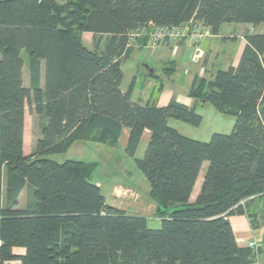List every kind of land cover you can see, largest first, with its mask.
Wrapping results in <instances>:
<instances>
[{
	"label": "trees",
	"instance_id": "16d2710c",
	"mask_svg": "<svg viewBox=\"0 0 264 264\" xmlns=\"http://www.w3.org/2000/svg\"><path fill=\"white\" fill-rule=\"evenodd\" d=\"M190 20L212 35L225 24L257 26L264 23V0H0V264L256 262L264 246L257 252L240 247L229 217L247 215L258 229L257 203H264V35L246 36L236 68L196 78L190 87L196 104L236 118L229 135L214 134L209 142L188 138L169 121L200 126L195 107L175 99L163 107L139 105L131 98L135 78L121 89L133 34L147 30L139 39L145 45L153 26ZM86 33L93 35L91 48ZM27 109L42 120L30 155L24 153ZM124 129L130 132L126 152L157 204L159 229L106 203L92 181L96 163L48 158L77 142L117 147ZM145 130L151 137L138 159ZM27 183L32 200L19 209Z\"/></svg>",
	"mask_w": 264,
	"mask_h": 264
},
{
	"label": "crops",
	"instance_id": "0c3cea01",
	"mask_svg": "<svg viewBox=\"0 0 264 264\" xmlns=\"http://www.w3.org/2000/svg\"><path fill=\"white\" fill-rule=\"evenodd\" d=\"M148 29L150 30V28ZM146 32L147 30L143 29L141 31H138L137 33H134L133 34L134 37L132 40V45L135 48L132 56L135 55L137 51L146 49L149 51V59L151 60L153 64V65H149V64L145 65L143 70L138 69L132 78V81L135 78L134 89H133V93L131 97L132 101L142 106L148 105V104H156L159 107H163V106H166L172 99L177 100L175 93L167 90L166 87H169L170 84H172V86L176 84L175 77L177 75V72L179 71L181 66L183 68L187 65L186 63L187 60H190L191 62H193V65L191 64L192 65L191 67L193 68L186 69L185 70L186 75L184 74L183 77L187 79V82L189 83V86L191 87V85L193 84L196 78H206V79L212 78V76L216 73L214 71L216 67L225 68V69H220V70H227L230 67L236 68L239 64L242 53L247 45L246 39L244 37H240L242 41V45L237 55L232 57L231 53H226L225 51L223 52L219 51V49L221 48L220 47L221 44L213 40L219 37V34H218V35H212L210 38L204 41L199 46V48H192L191 46L180 43L177 46L162 44L158 46L156 49H151L148 46L149 40L147 43H145V45H142L141 43L142 40L139 41V39L146 37ZM83 38L87 40V42H90L92 46L93 35L91 33L84 34ZM233 38L236 39V37H232V36L229 39H233ZM218 45H219V48H218ZM198 51L202 52V56L197 59L195 56L198 53ZM218 57H220V62L216 64V60ZM159 68H162V71H161L162 74H160V76H157L156 71ZM150 69L153 70L154 77H152L153 74L150 73L149 71ZM23 82H24L25 87L30 86V72H29V67H28V59L26 61L24 60ZM157 82H160V87H159L160 92L157 97H154L153 91L157 89L158 87ZM44 85H45V71L43 68L42 78H41L42 88H44ZM128 87L124 89L123 82H122L121 89L123 92H126ZM177 101L189 107L196 108L197 106L195 101L192 98H190L189 95H188V100L186 101L177 100ZM33 113H34L33 118L37 119V121H41L39 122L40 123L39 129H38V133L35 139L36 140L35 142H37L38 140L37 138L40 136V133H41L42 120L38 117V115L34 111L32 112V114ZM29 128H30V125L28 122V109H27L26 115H25V131H24V153L25 155L31 154V153L30 154L26 153L27 135H28ZM129 137H130L129 130L124 129L121 133V137L118 142L117 148L119 147L125 153H127L126 149L129 143ZM150 137H151V132L149 130H145L141 137V141L137 149L136 155L138 154L141 146H144V144L148 145L150 141ZM80 143H92V142H80ZM94 144H100V143H94ZM100 145H105V144H100ZM105 146H108V145H105ZM97 168H98V164H97L95 171L97 170ZM206 168H207V164L205 163L202 167L201 173L199 175V178L196 182L193 193L191 195V198H190L191 203H194L196 201L197 196L200 193L203 180H204V175H205L204 172ZM92 181H93V177H92ZM94 184H96L101 189V192L108 205L114 208H117L127 213L128 215L146 218L148 221V226H149V221L151 220L154 221L155 226H161V221L156 216L157 204L150 197H149L150 200L144 199L139 193H137V191H135V189L131 187H122L120 185L109 186L110 187L108 189L109 197H107V195L104 193L105 187L103 183L101 181H97ZM23 193H24V190L21 192L19 196V200H18L19 209L25 208L29 201V197H28L27 199L28 201H25L22 203ZM229 220L232 225L233 232L235 234L237 243L240 247H246L247 243L253 239L259 240L258 241L259 245L261 247L263 246L261 243L263 233L260 231L259 228L258 229L253 228L247 215L235 214L229 217ZM15 253L23 254L24 250L15 249ZM12 263L20 264L19 261H15ZM254 264H264V253L263 252L259 255V257L257 258Z\"/></svg>",
	"mask_w": 264,
	"mask_h": 264
},
{
	"label": "rangeland",
	"instance_id": "374dc122",
	"mask_svg": "<svg viewBox=\"0 0 264 264\" xmlns=\"http://www.w3.org/2000/svg\"><path fill=\"white\" fill-rule=\"evenodd\" d=\"M249 35H264V23L257 26H253L250 24H225L220 29L219 37L213 40L221 44V48L219 49V51L231 53V56L234 57L237 55L242 45L240 37L246 38V36ZM231 36L236 37V39H229ZM84 43L87 47H91L90 42H87V40L85 39ZM22 58L25 61L28 59V55L25 51L22 53ZM219 62L220 57L217 58L216 64ZM186 63L187 65L183 68L181 66V68L177 72V75L175 77L176 84L173 86L172 84H170L169 87H166L167 90L175 93L177 100L182 101L188 100L187 94L190 88L187 79H185V77L183 76L186 73V69L193 68L191 67L193 65V62L187 60ZM148 64L153 65L151 60L149 59V51L146 49L137 51L135 55H133L123 66V88L126 89L129 86V84L132 82L133 75L138 69L143 70L145 65ZM220 69L225 68L216 67L214 71L217 72ZM161 71L162 68L157 69L156 75L160 76V74H162ZM157 85V89L153 91L154 97H157L160 92V82H157ZM32 112L33 110L28 109V122L30 128L27 135V154H32L36 149L35 139L39 129V122H41L33 118L34 113L32 114ZM196 112L202 117V123L200 126H193L177 120H170L169 124L171 127L179 131L182 135L201 142H209L214 134L229 135L232 133V130L236 123V118L234 116L220 112L209 103H198L196 106ZM146 149L147 144L141 146L138 154L136 155V158L141 159L144 156ZM48 158L58 163H64L67 161L97 163L98 168L93 175V182L95 183L97 181H101L103 183L105 187L104 193L107 195V197H109V186L120 185L122 187H131L135 189V191H137V193H139L144 199L150 200V185L148 180L146 179L142 171L137 168L134 159L129 157L127 153L122 151L119 147L117 148L94 143L79 142L71 147L67 153L54 154L49 156ZM204 173H206V169ZM4 190L5 179H3V191ZM33 190V186L27 183L24 189L22 203L28 201V197L29 200H32ZM257 204L258 209H260L258 228L263 233L261 243L264 246V203L260 204L258 202ZM250 211H254L253 207L250 208ZM160 227L161 226H155L153 220L149 221V228L159 229Z\"/></svg>",
	"mask_w": 264,
	"mask_h": 264
},
{
	"label": "built area",
	"instance_id": "2783aa9c",
	"mask_svg": "<svg viewBox=\"0 0 264 264\" xmlns=\"http://www.w3.org/2000/svg\"><path fill=\"white\" fill-rule=\"evenodd\" d=\"M212 36L211 30L202 22L190 20L178 26L172 27H155L151 28L148 34V46L151 49H156L162 44L177 46L180 43L191 46L192 48H199V46ZM134 36H132L133 38ZM202 52L198 51L196 58H200ZM247 247L257 252L260 245L258 240L253 239L247 243Z\"/></svg>",
	"mask_w": 264,
	"mask_h": 264
},
{
	"label": "water",
	"instance_id": "95a60500",
	"mask_svg": "<svg viewBox=\"0 0 264 264\" xmlns=\"http://www.w3.org/2000/svg\"><path fill=\"white\" fill-rule=\"evenodd\" d=\"M149 71H150L151 74H153V70H152V69H150ZM151 74H150V75H151Z\"/></svg>",
	"mask_w": 264,
	"mask_h": 264
},
{
	"label": "bare ground",
	"instance_id": "6f19581e",
	"mask_svg": "<svg viewBox=\"0 0 264 264\" xmlns=\"http://www.w3.org/2000/svg\"><path fill=\"white\" fill-rule=\"evenodd\" d=\"M207 169V168H206Z\"/></svg>",
	"mask_w": 264,
	"mask_h": 264
}]
</instances>
